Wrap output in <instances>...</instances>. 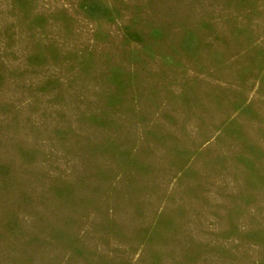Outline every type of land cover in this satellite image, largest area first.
Here are the masks:
<instances>
[{"label": "rangeland", "instance_id": "obj_1", "mask_svg": "<svg viewBox=\"0 0 264 264\" xmlns=\"http://www.w3.org/2000/svg\"><path fill=\"white\" fill-rule=\"evenodd\" d=\"M0 264H264V0H0Z\"/></svg>", "mask_w": 264, "mask_h": 264}]
</instances>
